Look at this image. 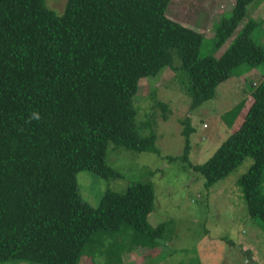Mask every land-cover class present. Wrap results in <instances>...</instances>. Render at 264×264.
I'll return each instance as SVG.
<instances>
[{
  "label": "trees",
  "instance_id": "16d2710c",
  "mask_svg": "<svg viewBox=\"0 0 264 264\" xmlns=\"http://www.w3.org/2000/svg\"><path fill=\"white\" fill-rule=\"evenodd\" d=\"M233 1L207 40L213 52L231 39L214 57L199 55L203 31L166 14L169 0H66L61 14L45 0H0V264H79L102 236L122 229L130 230L122 240L131 246L165 239L166 224L146 221L152 183L106 189L92 206L76 174L119 178L107 163L109 143L160 155L154 130L140 134L134 122L140 77L178 71L192 109L220 81L264 63L262 21L249 18L236 34L255 0ZM221 120L230 134L206 160L190 163L193 128L182 119L185 146L177 157L203 177L204 188L252 157L237 184L251 219L264 224V76Z\"/></svg>",
  "mask_w": 264,
  "mask_h": 264
},
{
  "label": "rangeland",
  "instance_id": "374dc122",
  "mask_svg": "<svg viewBox=\"0 0 264 264\" xmlns=\"http://www.w3.org/2000/svg\"><path fill=\"white\" fill-rule=\"evenodd\" d=\"M65 2L45 0L48 8L58 14L63 13ZM233 3V0H169L165 11L176 21L203 31L205 42L199 49L200 56L218 57L231 39L213 52L208 49L207 40L213 36V26L220 15L228 12ZM252 17L262 21L259 42L264 45V0H255L249 6L236 34ZM179 65L174 57L173 67ZM263 76L264 63L243 75L232 74L215 86L212 97L192 109L183 90L184 83L179 81L181 74L173 68H166L152 78L138 79L132 96L136 108L134 122L140 134H147L149 128L154 130L160 155L109 143L107 163L120 172V177L107 181L82 170L76 174L77 183L80 195L92 206L99 203L106 189L122 192L134 182L152 183L154 204L146 221L152 226L166 224L165 239L147 248L131 246L128 240H122V235L129 237L130 230L122 229L113 236L98 235L103 237L102 246L83 254L79 264H264V224L251 219L237 184L238 178L253 164V158L246 157L228 176L204 188L203 177L177 157L185 146L182 119L188 117L193 128L188 136V160L201 163L231 132L221 114L248 95ZM169 157L177 158L169 160ZM115 241L116 255L111 251Z\"/></svg>",
  "mask_w": 264,
  "mask_h": 264
},
{
  "label": "clouds",
  "instance_id": "9594fccd",
  "mask_svg": "<svg viewBox=\"0 0 264 264\" xmlns=\"http://www.w3.org/2000/svg\"><path fill=\"white\" fill-rule=\"evenodd\" d=\"M31 118H33V119H39L38 115L35 114V113L32 114V117Z\"/></svg>",
  "mask_w": 264,
  "mask_h": 264
}]
</instances>
